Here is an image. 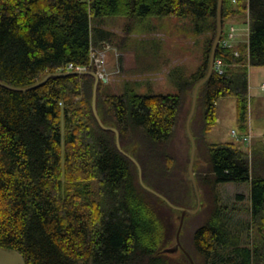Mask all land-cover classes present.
Masks as SVG:
<instances>
[{"label": "trees", "instance_id": "trees-1", "mask_svg": "<svg viewBox=\"0 0 264 264\" xmlns=\"http://www.w3.org/2000/svg\"><path fill=\"white\" fill-rule=\"evenodd\" d=\"M218 4L0 0V79L27 88L48 74L70 72L62 71L70 64L94 72L91 48L111 43V33L98 22L105 17L190 18V29L204 36L203 63L183 94L117 95L100 80L97 110L104 125L118 129L122 148L140 162L148 186L177 206L173 192L179 198L191 193L196 202L192 184L188 193L174 179L186 172L189 152L181 164L168 145L180 122L185 128L189 95L208 73ZM222 18L216 60L223 61L224 73L214 70L199 91L191 124L205 151L201 159L208 168L196 162L194 171L211 213L194 234V253L184 248L195 264H264V139L255 136L251 149L239 141H208L224 97L236 100L240 134L251 130L249 72L264 68V0H223ZM234 23L249 25V34L225 47V27ZM94 83L90 74H67L28 91L0 86V246L19 251L27 264H191L181 250L164 253L176 244L179 211L139 183L136 165L118 149L115 133L99 124ZM229 183H250V220L242 227L229 222L220 202L219 188Z\"/></svg>", "mask_w": 264, "mask_h": 264}, {"label": "rangeland", "instance_id": "rangeland-1", "mask_svg": "<svg viewBox=\"0 0 264 264\" xmlns=\"http://www.w3.org/2000/svg\"><path fill=\"white\" fill-rule=\"evenodd\" d=\"M98 22L111 33V43H109L111 50L109 49L106 54L107 66L112 73L107 83L111 93L117 95L133 93L136 95H181L186 83L189 81V77L197 72L203 63L204 36L190 29V18L176 16L138 18L109 16L100 19ZM233 25L237 29L238 36L242 38L241 40L247 38L248 25L246 23H234ZM225 30L227 31L228 28L225 27ZM84 71H88V69ZM94 72L96 73L97 70L95 69ZM249 82L251 131L254 136H260L264 139V91L261 89V85L264 83V68H251ZM198 111L200 118L203 113L202 105L199 106ZM218 116V123L208 136V141L210 143L236 141L231 134L233 130L240 133L237 125L236 100L232 97L221 98L218 101ZM183 130L185 128H183V123L180 122L176 130V136L168 145V152L173 157H177V162H181V164L184 163L188 152V163H190L191 154V148L189 149L188 141L186 142V138L183 136L185 135ZM196 146L197 166L205 171L208 166L206 162H203L205 159H201L204 158L203 154L205 152L203 145ZM130 154L132 155V153ZM179 157H181V160L178 159ZM188 168L186 174L182 171L174 179L178 180L180 178L185 184L184 187L190 193L189 181L185 180V178L187 179ZM142 173L144 179L143 168ZM219 190L220 202L225 208V217L229 219L233 226L242 227L246 225L250 220V183L224 184L220 186ZM173 193L171 198L180 207L186 209L196 207L197 201L192 200L191 193L186 198H179L176 192ZM189 197L191 200H189ZM202 204L201 210L197 214L185 218L181 232V243L191 253L195 251L194 234L199 227L208 222L211 213L208 202L203 203L202 199ZM180 214L179 211L177 217ZM243 239H245V235Z\"/></svg>", "mask_w": 264, "mask_h": 264}, {"label": "water", "instance_id": "water-1", "mask_svg": "<svg viewBox=\"0 0 264 264\" xmlns=\"http://www.w3.org/2000/svg\"><path fill=\"white\" fill-rule=\"evenodd\" d=\"M222 5H223V0H219V4H218V16H217V34L215 37V40L213 42L212 45V49H211V53H210V57H209V67H208V73L207 75L202 78L201 80H199V82L195 85V87L192 89L191 93H190V97L192 99V105H191V109H190V113L185 125V137L190 141L191 143V154H190V163H189V168H188V175H187V180L192 184V189H193V193L194 196L196 198L197 201V205L194 209H186L180 206H177L175 204H173L167 197H165L164 195L160 194L159 192H157L156 190H154L153 188H151L150 186H148L143 179V173H142V167L140 165V163L135 159V157L133 155H131L130 153L126 152L120 143V134L119 131L116 127L114 126H107L104 125V123L102 122L100 115L98 114V110H97V91H98V84H99V78L96 75L95 72L93 71H72V72H68V73H54V74H48L46 75L43 80L39 81L38 83L27 87V88H17L11 85H8L4 82L1 81L0 79V86L5 87L7 89L10 90H14V91H28L34 88H37L39 86H42L43 84H45L50 78L55 77V76H62V75H67V74H90L92 76L95 77V83H94V88H93V100H92V106H93V110L95 113V116L99 122V124L108 131H113L116 135V145L118 147V149L120 150L121 153H123L124 155H126L127 157H129L137 166L138 168V180L139 183L148 191H150L151 193L155 194L156 196H158L159 198H161L165 203H167L171 208L180 211L181 214L179 216V226H178V230H177V235H176V244L175 246L168 248L164 251V253H176L179 250L183 251L187 257L189 258L191 264H195V261L193 259V257L185 250V248L183 247L180 237H181V232L184 226V221L185 218L187 216L190 215H195L197 214L202 207V196H201V191H200V187L194 172V166L196 164V155H197V143L195 140V137L192 133V129H191V124L192 121L194 119V117L196 116V110H197V104H198V95H199V91L207 84V82L210 80L213 72H214V64H215V59H216V53H217V49L219 47V43L221 41L222 38V34H223V18H222ZM0 264H27L24 256L17 250L14 249H5L2 248L0 246Z\"/></svg>", "mask_w": 264, "mask_h": 264}, {"label": "built area", "instance_id": "built-area-1", "mask_svg": "<svg viewBox=\"0 0 264 264\" xmlns=\"http://www.w3.org/2000/svg\"><path fill=\"white\" fill-rule=\"evenodd\" d=\"M236 1V0H234ZM228 38L224 41V46L228 47L230 43L233 42L238 36L237 29L235 26L231 25L228 29ZM111 46L109 43H103L101 47H92L90 53V66H93L97 70V75L99 80L104 81L105 83L109 82V79L112 73L109 71L107 62H106V54ZM111 50V49H110ZM117 52V51H116ZM118 57V54H117ZM88 69L85 66L75 67L73 64L68 65L66 68L62 69V71H84ZM214 70L219 74L224 73V63L221 59L215 60ZM261 89L264 91V83L261 85ZM232 136L236 141L243 142L249 149H251L253 144V136L251 133L241 135L237 133L235 130L232 131Z\"/></svg>", "mask_w": 264, "mask_h": 264}, {"label": "bare ground", "instance_id": "bare-ground-1", "mask_svg": "<svg viewBox=\"0 0 264 264\" xmlns=\"http://www.w3.org/2000/svg\"><path fill=\"white\" fill-rule=\"evenodd\" d=\"M186 250V249H185Z\"/></svg>", "mask_w": 264, "mask_h": 264}]
</instances>
